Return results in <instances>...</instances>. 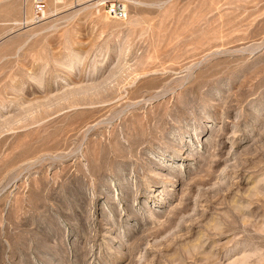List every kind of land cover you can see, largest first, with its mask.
Returning a JSON list of instances; mask_svg holds the SVG:
<instances>
[{
    "label": "rangeland",
    "instance_id": "rangeland-1",
    "mask_svg": "<svg viewBox=\"0 0 264 264\" xmlns=\"http://www.w3.org/2000/svg\"><path fill=\"white\" fill-rule=\"evenodd\" d=\"M0 0V264H264V0Z\"/></svg>",
    "mask_w": 264,
    "mask_h": 264
},
{
    "label": "built area",
    "instance_id": "built-area-1",
    "mask_svg": "<svg viewBox=\"0 0 264 264\" xmlns=\"http://www.w3.org/2000/svg\"><path fill=\"white\" fill-rule=\"evenodd\" d=\"M45 0H36V6L38 10H42L45 7ZM105 12L113 18H124L126 15L125 6L119 0L105 1L102 3Z\"/></svg>",
    "mask_w": 264,
    "mask_h": 264
},
{
    "label": "bare ground",
    "instance_id": "bare-ground-1",
    "mask_svg": "<svg viewBox=\"0 0 264 264\" xmlns=\"http://www.w3.org/2000/svg\"><path fill=\"white\" fill-rule=\"evenodd\" d=\"M125 6V5H124ZM125 11H126V15H127V10H126V8H125ZM108 15V14H107ZM126 15H125V17H126ZM111 17V16H110ZM124 17V18H125ZM116 19H123V18H116Z\"/></svg>",
    "mask_w": 264,
    "mask_h": 264
}]
</instances>
